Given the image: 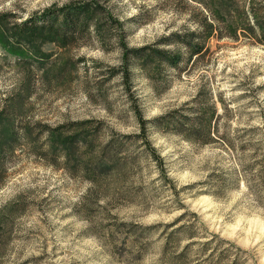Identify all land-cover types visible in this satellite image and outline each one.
Wrapping results in <instances>:
<instances>
[{
  "label": "rangeland",
  "instance_id": "rangeland-1",
  "mask_svg": "<svg viewBox=\"0 0 264 264\" xmlns=\"http://www.w3.org/2000/svg\"><path fill=\"white\" fill-rule=\"evenodd\" d=\"M73 1L0 0V32L11 42L13 23ZM98 2L121 22L129 48L179 51L173 34L201 42L208 24L213 33L202 58L184 57L160 80L133 66L129 89L116 38L103 46L45 44L46 60L33 62L17 61L0 43V264H166L159 233L183 213L179 225L192 226V237L181 247L212 239V247L237 248V264H264V0ZM201 90L220 114L214 143L149 127L166 180L140 142L125 140L117 156L132 167L128 182L104 192L93 186L89 159L103 156L110 137L137 132L133 103L151 120ZM86 121L83 131L96 140L77 145L70 156L77 161L53 152L49 129L67 133ZM196 248L187 264L206 263L208 252L198 257Z\"/></svg>",
  "mask_w": 264,
  "mask_h": 264
},
{
  "label": "trees",
  "instance_id": "trees-1",
  "mask_svg": "<svg viewBox=\"0 0 264 264\" xmlns=\"http://www.w3.org/2000/svg\"><path fill=\"white\" fill-rule=\"evenodd\" d=\"M258 24L264 32V23ZM113 30L116 33L114 36L111 34ZM200 33L204 36L201 42H193L194 40L189 38L188 34H173L172 36L176 38V41L173 42L179 51L157 46L129 48L125 43L122 24L117 18L106 12L98 0H79L61 6L49 7L30 15L23 21L13 23L9 33L11 42H8L6 34L0 32V43L7 54L17 56V61L33 62L46 60L41 49L45 44H53L58 48L67 49L81 47L96 41L103 46L116 38L121 51L120 74L124 85L129 89L130 70L133 66L152 82L162 79V76L169 70H179V67L183 66L184 57L186 61L192 62L194 59L192 63L196 59L202 58L206 52V40L213 33L212 25L208 24L206 28L203 27ZM194 35L195 33H191L190 37ZM171 38H164L161 41L162 44L169 45ZM24 49L30 52L25 53ZM163 80L166 81V79ZM133 113L138 125L137 132L134 135H124L125 139L110 137L102 148L103 156L99 160L94 157L89 159L86 176L100 192L112 190L113 185L116 187L125 185L131 177V165L127 160H120L117 156V149L124 146L125 140L140 142L141 147L147 153V158L155 163L158 177L166 180L163 160L148 137L149 127H153L163 134L179 136L191 144L205 146L214 143L215 125L220 116L210 95L202 90L198 91L187 103L151 120L144 119L140 109L134 103ZM89 123L91 122L71 123L67 133L62 131L61 126L49 129V143L53 152L66 155L68 162H72L70 158L75 159L76 157H74L75 155L70 157L71 153L76 154V147L80 142L89 143L92 146L96 140V133L83 131ZM78 163L80 164L77 162L75 166ZM184 218L185 213L181 214L174 222L165 225V229L159 233L160 237H163L160 256L164 263L187 264L188 254L197 247L195 253L198 257L200 253L208 252L204 260L205 264H223L222 262L237 264L241 257L240 251L230 246L223 247L221 241L215 243L214 247H212L214 244L212 239L190 241L181 247L180 242L183 238L192 237V229H190L192 226L185 223L179 225ZM171 227L172 229L167 231Z\"/></svg>",
  "mask_w": 264,
  "mask_h": 264
}]
</instances>
